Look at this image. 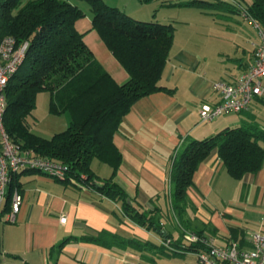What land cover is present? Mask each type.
Returning <instances> with one entry per match:
<instances>
[{
    "label": "crops",
    "instance_id": "obj_1",
    "mask_svg": "<svg viewBox=\"0 0 264 264\" xmlns=\"http://www.w3.org/2000/svg\"><path fill=\"white\" fill-rule=\"evenodd\" d=\"M163 1L152 3L157 4L158 10L152 20L177 24L175 20L183 15L181 13L193 19H183L176 25L171 59L161 81L162 86L173 92L155 93L138 101L114 136L123 157L115 182L147 210H158L160 216L171 220L168 181L177 152L193 140L206 139L227 128L255 125L264 130V103L256 100L248 112L235 114V120L227 114L213 122H203L202 106H214L222 101L213 84L217 81L234 83L252 67L259 35L244 15V22L200 20L198 18H206L205 14L209 17L210 13L196 7L181 10L165 7ZM132 10V13L126 12L135 18L146 11ZM77 29L86 34L84 40L97 61L118 83L126 82L128 73L99 34L92 30L90 17L80 20ZM44 95L46 93L39 95L38 105ZM64 115L68 118L61 130L49 131L41 128L43 120L33 113L34 119H30L32 131L50 139L70 125L71 116ZM51 116L44 119H52ZM93 169L101 178L110 177L112 172L109 166L96 162ZM18 178L24 201L16 223H8L5 219L10 211L4 212L8 200L2 208L0 264H198L196 253H141L77 241L76 238L97 237L101 232L162 246L164 239L125 217L112 200L74 181L75 185L64 184L38 171L23 173ZM188 197L184 221L190 231L213 239L217 245L234 241L233 229L238 230V238L247 244L253 232L264 231V167L257 174L235 180L220 159L219 150L214 149L196 171ZM63 216L67 218L66 223L61 222ZM165 226L174 241L188 245L183 234L176 236L171 231L175 229L173 224L165 222ZM68 238L72 240L56 253L55 246Z\"/></svg>",
    "mask_w": 264,
    "mask_h": 264
},
{
    "label": "trees",
    "instance_id": "obj_2",
    "mask_svg": "<svg viewBox=\"0 0 264 264\" xmlns=\"http://www.w3.org/2000/svg\"><path fill=\"white\" fill-rule=\"evenodd\" d=\"M80 1L90 5V15L72 0H0V42L14 37L17 48L29 43L25 59L6 89V133L22 149L67 165V176L56 181L73 185L76 182L112 200L133 223L170 241L172 250L154 242L137 238L127 240L108 232H101L97 237L76 238L77 241L141 253L199 252L202 246L174 241L158 210H147L115 182L123 157L114 136L124 117L141 99L163 91L173 92L162 86L161 81L171 59L177 26L137 20L104 0ZM155 1L140 0L143 4ZM215 1L165 0L162 6L196 7L206 13L221 6L231 12H246L264 28V0ZM237 6L238 11L233 9ZM88 17L92 30L99 34L128 73L126 82L118 83L111 76L86 44V34L78 31L77 23ZM42 93H50V114L71 116L68 128L50 139L35 134L30 123ZM214 149L219 150L229 175L243 180L247 174H257L264 167V130L255 125L227 128L206 139L193 140L177 152L169 172L168 190L171 210L182 226L188 211V190L194 184L195 173ZM95 161L111 168L110 177L101 178L95 174ZM26 172L37 171L26 170L12 175L4 212L10 210L14 192H20L19 175ZM163 230L167 235L162 234ZM232 232L234 241L243 246L247 244L238 238V230ZM71 240H63L53 250L59 253Z\"/></svg>",
    "mask_w": 264,
    "mask_h": 264
},
{
    "label": "built area",
    "instance_id": "obj_3",
    "mask_svg": "<svg viewBox=\"0 0 264 264\" xmlns=\"http://www.w3.org/2000/svg\"><path fill=\"white\" fill-rule=\"evenodd\" d=\"M243 15L251 21L260 39L255 47L254 64L234 83L217 81L213 84V89L221 94L222 101L214 106H202L200 113L203 122H213L227 114L248 112L256 100L264 103V28L246 12ZM28 47L29 43L26 42L17 48L14 37H6L0 42V219L2 208L8 198L12 175L34 170L54 179H63L69 170L68 166L61 162L22 149L6 133L4 127L7 108L6 89L10 79L22 65ZM23 201L22 194L15 191L10 211L5 217L8 223L17 222ZM61 222L66 223L67 218L63 216ZM182 230L188 245L203 247L201 251L195 252L198 264H264V231L262 230L253 232L248 244L244 246L237 241L220 246L213 239L196 232ZM162 244L172 250L170 241L163 240Z\"/></svg>",
    "mask_w": 264,
    "mask_h": 264
},
{
    "label": "rangeland",
    "instance_id": "obj_4",
    "mask_svg": "<svg viewBox=\"0 0 264 264\" xmlns=\"http://www.w3.org/2000/svg\"><path fill=\"white\" fill-rule=\"evenodd\" d=\"M73 2H75L77 5H79V7L81 9H83L85 12H87L89 15H90V5L85 2V1H80V0H72ZM108 5H111L113 7H119L121 9H124L125 11H129V13H132V9L135 8H141L143 10H146L145 11V14L142 16H139V18H135L137 20H140V21H151L152 20V16L155 15V14H158V10L157 9V4H152V3H149V4H143L140 2V0H104ZM158 1V0H157ZM160 1V0H159ZM184 2V1H188V0H174V2ZM213 2H216L215 0H211ZM222 1H226V0H222ZM228 1V0H227ZM244 1H242V4H245L243 3ZM246 2H251L250 0H246ZM225 6V4H223ZM229 6V5H228ZM179 9L178 10H181V9H186L187 7H178ZM127 9V10H126ZM233 9L235 10H240L239 6H237L236 8L233 7ZM202 11V10H201ZM206 11V10H205ZM209 11L210 15L208 17L207 14H205V17L206 18H198L200 20H207L208 18L209 19H215L216 21H219V22H226L228 20H234V21H239V22H244L245 18L243 17V13H238V12H231L229 9L225 8V7H221V6H217L215 8H212L210 10H207ZM183 15H180L178 18L181 19H177L175 20V22L177 24L175 25H179L181 21H183V19L187 20V19H193V17L191 18L190 15L186 14V13H181ZM130 15V14H129ZM87 20V18H85ZM174 22V23H175ZM181 29V28H180ZM89 41H91V37L89 38ZM23 72H21L20 74L22 75ZM49 101H50V93H46V95H44L41 100L39 101V107L38 109L34 112V116L38 117L39 119H42L43 120V125H41V128L44 129V130H49V131H60L61 130V126L63 125V122L64 120H66L65 118H68L67 116L66 117H63L65 116L64 114L61 115V116H55L53 115L52 119H47L45 120L44 118L46 116H49ZM52 115V114H51ZM237 115L235 114H231L229 115L228 117L230 119H234L236 118ZM59 117H63V118H59ZM55 118V119H54ZM32 119H34V117H32ZM56 120V121H54ZM59 120V121H57ZM63 127V126H62ZM96 164H102L100 163L99 161H95ZM104 165V164H102ZM106 166V165H105ZM108 168V167H106ZM172 219L169 220L168 218L165 219V222H169L170 224H173L175 229L171 230L174 235H179V234H184L183 230L185 228L186 231H190L191 228L189 227L188 223L187 222H183V226H181V221L180 219L174 215V213L172 212Z\"/></svg>",
    "mask_w": 264,
    "mask_h": 264
},
{
    "label": "water",
    "instance_id": "obj_5",
    "mask_svg": "<svg viewBox=\"0 0 264 264\" xmlns=\"http://www.w3.org/2000/svg\"><path fill=\"white\" fill-rule=\"evenodd\" d=\"M162 234L167 235V231L163 230Z\"/></svg>",
    "mask_w": 264,
    "mask_h": 264
}]
</instances>
